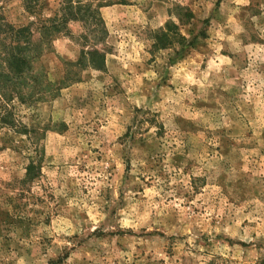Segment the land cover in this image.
<instances>
[{
    "label": "rangeland",
    "instance_id": "rangeland-1",
    "mask_svg": "<svg viewBox=\"0 0 264 264\" xmlns=\"http://www.w3.org/2000/svg\"><path fill=\"white\" fill-rule=\"evenodd\" d=\"M59 3L0 21L37 40ZM82 3L103 30L20 75L0 41V264H264V0Z\"/></svg>",
    "mask_w": 264,
    "mask_h": 264
},
{
    "label": "trees",
    "instance_id": "trees-1",
    "mask_svg": "<svg viewBox=\"0 0 264 264\" xmlns=\"http://www.w3.org/2000/svg\"><path fill=\"white\" fill-rule=\"evenodd\" d=\"M23 2L27 11L30 13L36 12V0H23ZM101 5L103 4L99 3L93 8L91 4L82 3V0H60L59 7L54 11V16L49 18L50 24L40 26L42 37L37 40L34 38L35 34L31 23L15 27L12 25L8 26L7 23L0 21V41L6 42L4 47L7 51L9 50V53L6 54L10 62H12L14 68L13 74L20 75L24 72L20 69L22 64H27L29 66L31 59L33 57L36 58V55L43 51L40 42L48 35L61 33L66 22L71 19L82 20L86 23L89 22L90 25L102 31L103 19L99 11V6ZM171 28L172 24L169 23L167 31L162 32L161 37L166 39L167 33ZM86 55L92 57L94 61L93 64H95V62L100 64L104 57V54L97 48L84 50L83 57L85 58ZM82 61L84 60L82 59ZM34 169L32 165H28L25 181H30L35 177Z\"/></svg>",
    "mask_w": 264,
    "mask_h": 264
}]
</instances>
